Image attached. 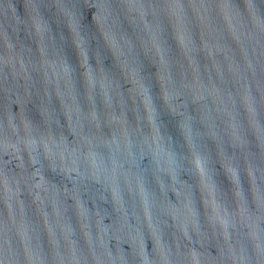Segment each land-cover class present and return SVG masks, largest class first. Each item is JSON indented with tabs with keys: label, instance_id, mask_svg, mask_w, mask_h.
<instances>
[{
	"label": "water",
	"instance_id": "1",
	"mask_svg": "<svg viewBox=\"0 0 264 264\" xmlns=\"http://www.w3.org/2000/svg\"><path fill=\"white\" fill-rule=\"evenodd\" d=\"M0 264H264V0H0Z\"/></svg>",
	"mask_w": 264,
	"mask_h": 264
}]
</instances>
